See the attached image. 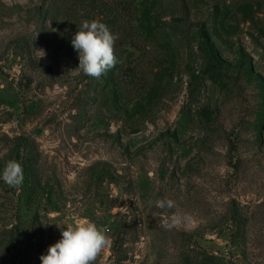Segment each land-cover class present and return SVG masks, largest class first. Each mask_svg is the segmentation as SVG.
Returning a JSON list of instances; mask_svg holds the SVG:
<instances>
[{
    "label": "rangeland",
    "instance_id": "obj_1",
    "mask_svg": "<svg viewBox=\"0 0 264 264\" xmlns=\"http://www.w3.org/2000/svg\"><path fill=\"white\" fill-rule=\"evenodd\" d=\"M93 19L118 35L99 78L71 43ZM10 160L0 264L79 220L108 229L93 264H264V0H0Z\"/></svg>",
    "mask_w": 264,
    "mask_h": 264
},
{
    "label": "clouds",
    "instance_id": "obj_2",
    "mask_svg": "<svg viewBox=\"0 0 264 264\" xmlns=\"http://www.w3.org/2000/svg\"><path fill=\"white\" fill-rule=\"evenodd\" d=\"M118 35L96 19L85 20L78 27L71 43L78 52L79 69L90 77L99 78L114 68L117 57L114 45ZM0 180L10 187H19L24 180L23 166L19 161L10 160L0 170ZM157 207H164V200L155 201ZM171 207L172 202L167 201ZM108 229L97 226L88 220H79L66 225L61 232V239L49 246L42 254L41 264H93L98 254L111 243L106 235Z\"/></svg>",
    "mask_w": 264,
    "mask_h": 264
}]
</instances>
